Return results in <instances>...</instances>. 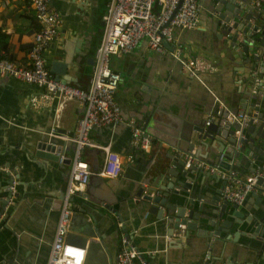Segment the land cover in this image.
Wrapping results in <instances>:
<instances>
[{
  "label": "crops",
  "instance_id": "obj_1",
  "mask_svg": "<svg viewBox=\"0 0 264 264\" xmlns=\"http://www.w3.org/2000/svg\"><path fill=\"white\" fill-rule=\"evenodd\" d=\"M198 3L197 26L189 30H176L174 35L182 46L184 60L187 57L201 58L209 64L211 71L188 75L180 61L170 54L171 47H165L161 53L155 52L143 39L129 52L109 57V67L119 74L114 98L120 108L122 122L94 126L89 131V137L97 142H109L111 149L120 157L121 168L113 178L97 175L103 152L93 147L82 148L79 156L92 173L84 187H79L77 191L86 190L90 197L105 194L113 209L103 210L109 216L108 220L101 221L96 216L95 223L99 232L97 239L110 255V264H116L120 239L124 235L122 231L149 264H262L259 256L264 253V240L258 249L253 247V240L247 238L246 234L238 235L236 242L215 236L210 239L212 246L204 247L200 246L204 241L192 232L181 235L176 242L174 237L165 236V225L161 230L152 216L143 212L139 198L134 195L136 187L147 186L142 182L149 173L154 172L152 166L162 159L169 160L167 154H180L181 158L191 154L195 157L197 144L193 138L196 133L191 127L202 125L204 130L206 118L221 116L213 113L216 105L222 110L229 107L239 109L232 96L242 92L248 80L252 81L255 77L248 79L242 60L228 58L222 49L225 37H218L219 27L213 24L215 12L210 11L212 0H198ZM106 4L107 0H49L60 21L58 34L49 40L44 50V62L49 69L52 61L63 62L67 59L65 81L70 85L86 88L90 83ZM37 29L38 23L28 0H0V56L25 64L33 33ZM43 92L41 86L0 76V171L12 170L15 173L14 185L18 195L12 197L13 202L10 201L4 210L6 215L1 216L5 224H0V260L6 257L8 262L5 260L0 264H40V260H37L40 237L43 234L50 239L57 221L54 209L49 207L48 212L44 213L40 208L43 204L49 206L48 201L52 204L58 200L68 186L70 163L35 161L24 153L21 136L16 133L20 125L32 131L31 128H41L47 123L52 99L43 106L32 104V99L40 97ZM222 98L223 104L220 102ZM228 98L232 103L225 102ZM149 109L160 114L161 123L156 126L161 131L153 129L156 135L146 134L150 144L145 149H138L130 143L128 123L132 119L145 133L144 124L147 120L151 121L147 114ZM82 112L83 106L76 100L62 104L57 102L53 125L62 129L63 134L72 132ZM166 113L175 118L167 119ZM176 126H183L184 130L190 128V137H175L177 131L171 128ZM245 126L246 123L242 127ZM193 141V147L188 150L189 142ZM207 142L208 145L198 146L203 157L195 158L212 165L215 163L208 160V155L213 157L216 144ZM73 151V146H70L64 154L71 158ZM218 155L216 152L215 157ZM235 162V159L228 161L231 166ZM248 167L249 162L244 159L235 170L229 168L238 176L245 177L251 172ZM208 180L211 189H204L210 196L223 183L216 181V176H209ZM253 193L257 197L264 196V190L259 187ZM70 198L71 213L72 207L75 213H81L84 204H89L88 197L84 198L77 192H72ZM92 262L97 264L94 258Z\"/></svg>",
  "mask_w": 264,
  "mask_h": 264
},
{
  "label": "water",
  "instance_id": "obj_2",
  "mask_svg": "<svg viewBox=\"0 0 264 264\" xmlns=\"http://www.w3.org/2000/svg\"><path fill=\"white\" fill-rule=\"evenodd\" d=\"M210 11L215 12L213 24L215 27H219L218 37L222 35L225 37L222 49L228 58L242 60L241 63L247 70L246 77L248 79L255 77L252 81L248 80L242 92L232 96V101L237 104L236 106H239V109L238 107L235 109L229 107L227 110H222L217 107L218 105L213 109V113L217 112L221 116H226L227 112L239 116L246 114L248 117L246 126L241 127L240 123L234 121L221 126L211 121L204 127V130L202 125L192 126L191 129L196 133L193 140L197 144L194 156L203 157L198 146L208 145L207 141L214 142L216 144L215 153L223 152V159L218 160L214 153L212 158L208 155V160L218 163L222 169L227 170L231 167L235 170L238 163L245 159L249 162L248 169L252 171L257 162L259 166L264 165V6L257 9L249 0H240L239 2L236 0H212ZM256 33L258 35H255ZM162 44L170 49V45L164 40H162ZM67 62V59L63 62L52 61L49 65V71L55 79L61 82H66ZM220 102L223 104L224 99H220ZM225 102L232 103L229 98ZM56 105L57 99L53 98L48 107L47 123L41 128L33 127L30 129L32 131H28L20 125L17 129L19 131H16L23 142L22 150L35 161L43 160L55 163L57 157L53 152L61 150L63 152L72 146L69 141H64L57 136L62 134L63 130L53 125ZM147 114L151 121L145 122L144 134L156 135L153 129L161 131L159 126H156L157 123H161L160 114L150 109ZM165 117L167 119L175 118L167 113ZM185 128L187 127L185 126ZM191 129L184 130L183 126L171 128L172 131H177L174 136L178 138L182 135L186 138L190 137ZM183 130L185 133L182 134ZM236 132L237 135H235ZM71 134L72 132H68V135ZM165 141L167 142L166 139ZM194 141L189 142L188 150L193 147ZM166 157L169 159L168 161L162 159L152 166L154 172L149 173L142 182L147 186L136 187L134 194L139 198L143 212L150 214L153 221H156L155 225L161 230L163 225L166 226L165 236H172L177 242L181 235H189L193 232L196 237L204 241L200 246L211 247L213 243L210 239L212 237L226 238L231 242H236L238 235L246 234L247 238L253 240V242L251 241L253 247L259 249L260 245L262 246L264 240V196L257 197L255 193L249 192L239 203H232L220 198L219 193L222 187L215 189L213 195L207 196V189L204 188L211 189L208 177L215 178L216 176V181L219 180L220 183H223L222 178L203 171L193 163L185 165V161L180 155L167 154ZM231 159L236 160L233 166L228 163ZM63 162L69 164L70 159L67 158ZM15 178V173L12 170L0 174V217L3 214L6 215L4 210L7 208V204L12 201V197L18 196L16 185H14ZM255 184L264 190V179L257 178ZM202 189L204 190L202 191ZM75 192L84 198L88 197L89 204H84V207L80 209L81 213H75L72 207L65 242L85 247L83 264H95L92 262L93 258L97 260V264H110L111 257L105 251L102 242L97 239L99 232L95 226L96 216L98 220L99 218L101 221L108 220L109 216L103 210L113 211L110 203L106 200L107 196L99 193L90 197V193L86 190ZM62 197L63 195H60L58 200L53 201L54 204L48 201L49 206L43 204L40 210L47 213L49 207L54 209L57 220ZM0 224L4 226V217L0 218ZM122 232L125 235V232ZM51 240L52 237L49 239V236H43V234L40 237L37 259L40 260V264H46ZM259 257L264 264V253ZM5 260L8 262V258L4 257L0 263Z\"/></svg>",
  "mask_w": 264,
  "mask_h": 264
},
{
  "label": "built area",
  "instance_id": "obj_3",
  "mask_svg": "<svg viewBox=\"0 0 264 264\" xmlns=\"http://www.w3.org/2000/svg\"><path fill=\"white\" fill-rule=\"evenodd\" d=\"M259 9L264 0H249ZM32 7L38 29L33 33L32 43L27 52L25 64L16 63L6 56H0V76L12 77L17 80L41 86L44 90L40 97L32 99L33 105L43 106L56 98L60 104L76 100L83 106L82 115L77 119L71 135H57L73 146L70 159L68 186L63 194L59 215L55 224L46 264H83L85 247L65 242L71 215L70 196L80 187L83 188L92 173L88 164L83 161L79 152L84 147L98 148L103 152V161L96 172L101 177L113 178L120 171L119 155L111 149L109 142H97L89 137L93 126L118 124L122 122L120 108L114 94L119 81V74L109 67V57L117 53H127L140 40L155 52H164V40L170 45V54L178 59L188 75L196 72L211 71L209 64L198 57L183 59L182 46L177 41L174 31L189 30L198 24V0H107L106 9L102 14L103 30L99 44L94 53L93 70L90 83L86 88H79L54 78L44 62V50L50 39L58 34L59 14L49 5V0H28ZM256 81V79H254ZM247 115L209 117L205 125L212 122L221 126L233 120L242 127ZM233 119V120H232ZM130 143L135 148L145 149L150 138L132 119L128 123ZM53 132L51 131V134ZM57 164L68 157L64 151L53 152ZM180 155V154H179ZM223 152L218 160L223 159ZM185 165L193 163L197 167L215 174L223 179L220 198L232 203H239L248 192L258 187L257 178L264 179V165L255 166L245 177L238 176L233 170L222 169L218 163L208 164L193 157L184 155ZM116 264H149L130 239L123 235L116 254Z\"/></svg>",
  "mask_w": 264,
  "mask_h": 264
},
{
  "label": "trees",
  "instance_id": "obj_4",
  "mask_svg": "<svg viewBox=\"0 0 264 264\" xmlns=\"http://www.w3.org/2000/svg\"><path fill=\"white\" fill-rule=\"evenodd\" d=\"M1 55V54H0ZM84 88V87H83Z\"/></svg>",
  "mask_w": 264,
  "mask_h": 264
}]
</instances>
